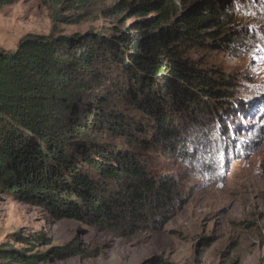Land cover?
Wrapping results in <instances>:
<instances>
[{"label": "trees", "instance_id": "trees-1", "mask_svg": "<svg viewBox=\"0 0 264 264\" xmlns=\"http://www.w3.org/2000/svg\"><path fill=\"white\" fill-rule=\"evenodd\" d=\"M220 2L120 0L133 20L115 34H27L0 49V189L116 237L162 229L183 203L157 168L184 141L177 117L199 121L233 97L235 79L190 55L244 45ZM112 97L137 114L111 108ZM38 258L0 248V264Z\"/></svg>", "mask_w": 264, "mask_h": 264}, {"label": "rangeland", "instance_id": "rangeland-1", "mask_svg": "<svg viewBox=\"0 0 264 264\" xmlns=\"http://www.w3.org/2000/svg\"><path fill=\"white\" fill-rule=\"evenodd\" d=\"M215 1L234 11L246 41L190 53L236 83L230 103L215 102L212 114L178 116L184 141L161 152L157 168L174 177L182 198L177 214L159 231L123 238L57 220L0 189V248L37 255L33 264H264V0ZM119 2L3 0L0 49L15 50L27 34H115L133 20ZM110 107L137 114L117 97Z\"/></svg>", "mask_w": 264, "mask_h": 264}]
</instances>
